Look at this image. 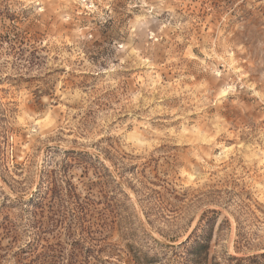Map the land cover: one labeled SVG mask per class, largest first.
<instances>
[{"label": "rangeland", "instance_id": "obj_1", "mask_svg": "<svg viewBox=\"0 0 264 264\" xmlns=\"http://www.w3.org/2000/svg\"><path fill=\"white\" fill-rule=\"evenodd\" d=\"M264 253V0H0V264Z\"/></svg>", "mask_w": 264, "mask_h": 264}, {"label": "trees", "instance_id": "obj_2", "mask_svg": "<svg viewBox=\"0 0 264 264\" xmlns=\"http://www.w3.org/2000/svg\"><path fill=\"white\" fill-rule=\"evenodd\" d=\"M190 256L193 257L191 264H264V253L247 257L227 256L221 261L217 257H212L209 260L208 246L202 242L196 243Z\"/></svg>", "mask_w": 264, "mask_h": 264}]
</instances>
